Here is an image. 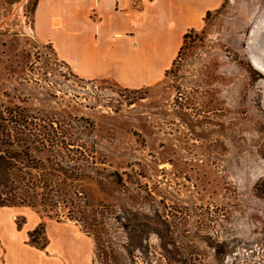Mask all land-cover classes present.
<instances>
[{
  "label": "rangeland",
  "instance_id": "1",
  "mask_svg": "<svg viewBox=\"0 0 264 264\" xmlns=\"http://www.w3.org/2000/svg\"><path fill=\"white\" fill-rule=\"evenodd\" d=\"M36 1L0 0V106L57 136L44 155L84 193L31 208L77 224L94 264H264V0H225L139 90L76 78L27 29Z\"/></svg>",
  "mask_w": 264,
  "mask_h": 264
},
{
  "label": "crops",
  "instance_id": "2",
  "mask_svg": "<svg viewBox=\"0 0 264 264\" xmlns=\"http://www.w3.org/2000/svg\"><path fill=\"white\" fill-rule=\"evenodd\" d=\"M225 0H37L30 33L84 81L139 90L159 84L191 31ZM44 227L46 244L30 241ZM0 264H94L93 239L73 222L0 206Z\"/></svg>",
  "mask_w": 264,
  "mask_h": 264
},
{
  "label": "trees",
  "instance_id": "3",
  "mask_svg": "<svg viewBox=\"0 0 264 264\" xmlns=\"http://www.w3.org/2000/svg\"><path fill=\"white\" fill-rule=\"evenodd\" d=\"M20 123H25L23 110L15 113L0 106V206H28L47 211L62 201L74 207L84 193L75 183L77 177L59 176L57 173L63 170L61 162L44 155L56 151L57 136L42 134L41 130L32 132L19 127ZM62 184L70 188L62 191L64 198L57 197L60 189L56 188ZM42 230L44 227L38 228L30 238ZM111 259L114 261L113 256Z\"/></svg>",
  "mask_w": 264,
  "mask_h": 264
},
{
  "label": "bare ground",
  "instance_id": "4",
  "mask_svg": "<svg viewBox=\"0 0 264 264\" xmlns=\"http://www.w3.org/2000/svg\"><path fill=\"white\" fill-rule=\"evenodd\" d=\"M254 38L259 51L258 54L262 57V60L264 62V20L263 23L259 26V28L256 29L254 33ZM257 66H259L262 70H264V65L262 62L257 63Z\"/></svg>",
  "mask_w": 264,
  "mask_h": 264
}]
</instances>
